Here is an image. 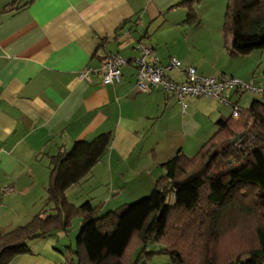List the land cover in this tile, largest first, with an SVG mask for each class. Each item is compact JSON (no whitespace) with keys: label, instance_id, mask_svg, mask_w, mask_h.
I'll use <instances>...</instances> for the list:
<instances>
[{"label":"crops","instance_id":"0c3cea01","mask_svg":"<svg viewBox=\"0 0 264 264\" xmlns=\"http://www.w3.org/2000/svg\"><path fill=\"white\" fill-rule=\"evenodd\" d=\"M184 1L0 0L1 233L44 211L55 214L47 188L51 158L60 149L111 134L106 156L67 192L69 203L80 206L75 194L87 188L86 202L109 212L149 196L166 174L162 165L179 151L188 158L198 153L215 134L204 131L207 116L217 118L216 126L232 118V108L226 111L215 100L189 99L184 111L160 89L139 91L138 43L153 47L163 66L173 58L181 62L180 71L167 74L177 83L189 67L209 77L263 82L264 50L246 58L227 53L228 0H193L191 8L180 6ZM192 12L196 22H189ZM110 54L130 63L120 83L104 85L99 70ZM87 68L94 72L81 80ZM229 94L244 107L249 93ZM256 96L250 94L245 106L260 100ZM96 194L108 203L94 204ZM75 245L69 233H55L29 242L31 252L12 264H65Z\"/></svg>","mask_w":264,"mask_h":264},{"label":"trees","instance_id":"16d2710c","mask_svg":"<svg viewBox=\"0 0 264 264\" xmlns=\"http://www.w3.org/2000/svg\"><path fill=\"white\" fill-rule=\"evenodd\" d=\"M192 3L180 6L191 8ZM224 40L233 58L264 50V0H228ZM239 108L237 119L217 123L216 133L195 157L179 151L164 163L166 174L149 196L105 213L91 202L70 204L67 192L106 156L111 134L76 142L70 151L60 149L51 158L47 188L55 214L44 211L23 227L0 232V264L29 254L31 241L69 233L76 219H82L83 228L65 264H138L136 253L150 241L165 246L172 264H218L223 237L244 227L253 233L254 246L225 264H264V101Z\"/></svg>","mask_w":264,"mask_h":264},{"label":"built area","instance_id":"2783aa9c","mask_svg":"<svg viewBox=\"0 0 264 264\" xmlns=\"http://www.w3.org/2000/svg\"><path fill=\"white\" fill-rule=\"evenodd\" d=\"M136 49L140 52V57L136 59L137 66V88L141 92H148L151 89H160L167 94L175 96L183 106L184 111L188 108L189 99H212L220 104L231 107L233 118L239 117L240 108L231 101L229 92L251 93L264 97V85L252 81H244L235 77H209L198 73L189 67L183 73V82L177 83L168 77V73L174 70H181V62L173 58L169 65L163 66L153 47L138 43ZM130 61L120 54H110L104 66L99 70L102 75L104 85H115L121 82L123 69ZM94 72L92 68H87L80 74L81 80L90 78ZM9 188H4L3 192H9Z\"/></svg>","mask_w":264,"mask_h":264},{"label":"rangeland","instance_id":"374dc122","mask_svg":"<svg viewBox=\"0 0 264 264\" xmlns=\"http://www.w3.org/2000/svg\"><path fill=\"white\" fill-rule=\"evenodd\" d=\"M259 76L262 77L261 72ZM260 83L264 85V80L263 82H260ZM246 95L248 96L244 99V107L248 108L249 106H245V101L247 98H249L250 94H246ZM256 97L257 99H260V100L262 99L264 101V97H260V96H256ZM215 105L223 107L224 109H226V111L231 110L230 108H226V106L222 104L220 105L218 101L215 102ZM228 116L229 115H227L226 117ZM206 119L208 121V126L205 127L204 131L208 132L209 136L211 137L212 134L216 133L217 131V126H216L217 118L215 119V116L209 115L207 116ZM196 153H192L191 158L195 157ZM86 190L87 188H81L80 190H78L79 193L75 194V201L79 202V204H83L86 202L87 200L85 199L87 196ZM96 196H97L96 200L98 202L96 203V201L93 200L94 204H99L100 202H103V204L108 203V201L104 202L105 200H104L103 194H96ZM82 228H83V221L82 219H79L75 222L72 230L69 231V234L72 235L75 242H76L77 237L81 234ZM244 228L246 229V231L241 232V229L240 230L237 229L236 231L231 230L228 233H226V235L223 237L222 244L220 245V248L217 250L218 264L229 263L236 256H239L240 253L244 254L246 253L247 250H249L250 248L254 246L253 233H249V231H247L248 227H244ZM164 249H165V246L162 245L161 243H155V242L150 241L145 247H143V249H141L138 253H136L135 262L137 261L138 264H172L171 256L163 252Z\"/></svg>","mask_w":264,"mask_h":264},{"label":"water","instance_id":"95a60500","mask_svg":"<svg viewBox=\"0 0 264 264\" xmlns=\"http://www.w3.org/2000/svg\"><path fill=\"white\" fill-rule=\"evenodd\" d=\"M240 139H241V136H238V137L234 140V143H237ZM208 164H209V162H208Z\"/></svg>","mask_w":264,"mask_h":264}]
</instances>
